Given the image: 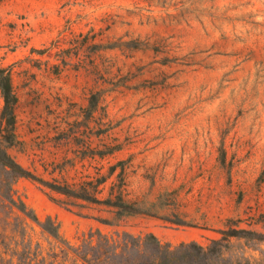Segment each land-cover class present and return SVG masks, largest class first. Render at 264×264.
<instances>
[{
	"label": "rangeland",
	"instance_id": "rangeland-1",
	"mask_svg": "<svg viewBox=\"0 0 264 264\" xmlns=\"http://www.w3.org/2000/svg\"><path fill=\"white\" fill-rule=\"evenodd\" d=\"M0 68L17 97L18 163L80 184L123 162V185L117 167L101 197L121 190L150 211L110 227L95 219L108 213L76 214L17 180L15 196L63 239L98 229L205 247L228 228L264 235V0H2ZM227 255L264 264V242L232 239Z\"/></svg>",
	"mask_w": 264,
	"mask_h": 264
},
{
	"label": "trees",
	"instance_id": "trees-1",
	"mask_svg": "<svg viewBox=\"0 0 264 264\" xmlns=\"http://www.w3.org/2000/svg\"><path fill=\"white\" fill-rule=\"evenodd\" d=\"M0 95L3 100L0 113V222L3 227L0 233V264H252L247 259L232 261L227 255L232 239L264 242L263 234L245 229L222 230L221 238L211 240L205 247L196 242L171 247L162 244L152 234L134 236L125 231L105 234L98 229L84 234L77 244L63 239L58 224L52 218L40 221L24 201L15 196L13 186L17 180L27 179L37 183L48 190L53 202L64 204L68 210H71L70 207L78 208L76 214L91 207L108 213L109 218L95 219L110 227H118L127 217L150 215V211L140 202L127 200L121 190L115 192L109 189L101 197V186L117 167L120 168L116 175L120 179V188L123 185V162L112 165L106 176L80 184L44 180L18 163L8 152L10 147L17 144V97L10 72L4 68H0ZM93 104L91 102L92 109ZM98 154L101 156L104 153ZM53 195L62 199H56ZM261 219L264 223V215H261ZM27 221L40 229V236L51 241L47 247L33 241Z\"/></svg>",
	"mask_w": 264,
	"mask_h": 264
}]
</instances>
